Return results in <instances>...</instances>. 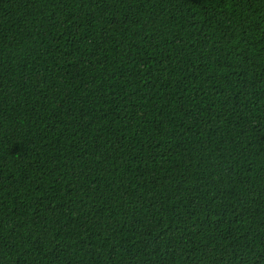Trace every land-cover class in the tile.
<instances>
[{
    "label": "trees",
    "instance_id": "obj_1",
    "mask_svg": "<svg viewBox=\"0 0 264 264\" xmlns=\"http://www.w3.org/2000/svg\"><path fill=\"white\" fill-rule=\"evenodd\" d=\"M0 264H264V0H0Z\"/></svg>",
    "mask_w": 264,
    "mask_h": 264
}]
</instances>
